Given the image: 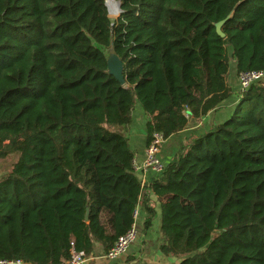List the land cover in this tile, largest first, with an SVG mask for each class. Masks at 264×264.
<instances>
[{"label":"trees","instance_id":"trees-1","mask_svg":"<svg viewBox=\"0 0 264 264\" xmlns=\"http://www.w3.org/2000/svg\"><path fill=\"white\" fill-rule=\"evenodd\" d=\"M117 1L111 19L105 0H0V159L12 161L0 177V260L61 264L72 242L105 253L153 193L161 255L264 264L261 80L143 188L118 129L137 100L145 147L155 131L167 139L234 95L230 60L237 74L264 70V0ZM110 47L123 85L106 73ZM145 198L146 229L155 212Z\"/></svg>","mask_w":264,"mask_h":264},{"label":"crops","instance_id":"crops-1","mask_svg":"<svg viewBox=\"0 0 264 264\" xmlns=\"http://www.w3.org/2000/svg\"><path fill=\"white\" fill-rule=\"evenodd\" d=\"M235 101L236 93L234 92V95L223 101L219 108L208 112L200 120L189 119L186 127L181 132L165 139L160 147L159 153L162 164H167L172 159L185 137L191 134H202L209 129L211 124H217L226 119L231 114L233 102ZM134 111L135 107L132 111L131 123L127 129H124L123 126L118 127V129L127 137L128 145L135 152V158L141 161L146 145V122L148 115L144 110L143 112L138 111L136 115ZM139 135L143 136L141 143L138 142ZM11 164L12 161L7 162V160L0 159V177L10 169ZM146 176L149 182L158 175L154 172H148ZM144 198L148 200L147 205L153 207L155 212L151 225L146 229L143 227L144 220L147 216V212L142 206ZM139 202L140 212L137 222L140 223V227L138 228L140 237L139 235L137 236L138 238L136 237L137 239L133 242L131 248L129 247V251L116 260H108L103 257L104 251L102 247L99 244H95L94 251L88 256L89 259L86 264H125L130 258H132V264H176L179 262L180 259L163 256L159 251V245L161 243V214L160 205L156 201L155 196L153 193H148L147 195L143 193Z\"/></svg>","mask_w":264,"mask_h":264},{"label":"built area","instance_id":"built-area-1","mask_svg":"<svg viewBox=\"0 0 264 264\" xmlns=\"http://www.w3.org/2000/svg\"><path fill=\"white\" fill-rule=\"evenodd\" d=\"M238 85L240 90H246L251 84L256 83L264 78V70H250L240 72L238 74ZM165 138L161 132L155 131L151 135L150 142L144 148L143 158L141 161L134 158L132 161V167L134 173L140 180L141 188L148 183L146 174L148 172H154L159 175L163 170V164L159 158L160 147L163 144ZM140 200V199H139ZM140 202L135 206L132 218V226L122 235H120L114 244L104 253L103 257L108 260H116L119 257L125 255L130 245L135 241L137 237V220L139 218ZM70 258L61 264H86L89 257L84 251H77L74 249L73 242L71 243ZM0 264H24L21 260H0Z\"/></svg>","mask_w":264,"mask_h":264},{"label":"water","instance_id":"water-1","mask_svg":"<svg viewBox=\"0 0 264 264\" xmlns=\"http://www.w3.org/2000/svg\"><path fill=\"white\" fill-rule=\"evenodd\" d=\"M114 1L117 3L118 13H120L121 12V10H120V3L117 0H114ZM104 4L107 7L106 0H105ZM107 12L109 14L108 8H107ZM222 22L223 21H220V22H218V23L215 24L216 32L220 36H223V34L220 31V26H221ZM105 59H106V64H107L106 73L109 74V75L114 76V78L121 85H123L125 83V78H124V75H123L124 64H123L121 58L119 57V55L116 54V52L114 51V49L112 47H110L105 52ZM87 214H88V209L86 208V213H85V220L86 221H87Z\"/></svg>","mask_w":264,"mask_h":264},{"label":"rangeland","instance_id":"rangeland-1","mask_svg":"<svg viewBox=\"0 0 264 264\" xmlns=\"http://www.w3.org/2000/svg\"><path fill=\"white\" fill-rule=\"evenodd\" d=\"M109 15V17L111 18V19H115L116 17H118V15H119V13H117V14H115V15H111L110 13L108 14ZM229 73H231V74H229V78H228V82H229V84H230V86H231V88L234 90V92L235 93H237V92H239V87H238V74H237V72L234 70V61L233 60H230L229 61ZM261 83H263L264 84V78L261 80ZM236 102V101H235ZM235 102H233V106H234V104H235ZM233 106H232V108H233ZM134 107H135V111H134V114L136 115L137 114V112L138 111H141V112H143V110H142V107H141V105L138 103V101L137 100H135V104H134ZM140 133V132H139ZM139 138H138V142L139 143H141V140L143 139V136H138ZM7 162H10V160L9 161H7ZM137 224V231H138V233H137V236L139 235V237H140V232H139V230H138V228L140 227V223H136ZM138 238V237H137ZM136 238V239H137ZM135 239V240H136ZM133 245V243L130 245V248H131V246ZM129 248V249H130ZM129 249H128V251H129ZM127 251V252H128Z\"/></svg>","mask_w":264,"mask_h":264},{"label":"bare ground","instance_id":"bare-ground-1","mask_svg":"<svg viewBox=\"0 0 264 264\" xmlns=\"http://www.w3.org/2000/svg\"><path fill=\"white\" fill-rule=\"evenodd\" d=\"M108 11L111 15L118 13V6L114 0H106Z\"/></svg>","mask_w":264,"mask_h":264}]
</instances>
